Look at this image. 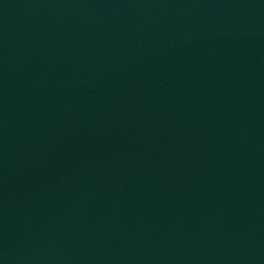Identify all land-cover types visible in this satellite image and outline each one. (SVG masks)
I'll return each instance as SVG.
<instances>
[{"label": "water", "instance_id": "water-1", "mask_svg": "<svg viewBox=\"0 0 264 264\" xmlns=\"http://www.w3.org/2000/svg\"><path fill=\"white\" fill-rule=\"evenodd\" d=\"M0 264H264V0H0Z\"/></svg>", "mask_w": 264, "mask_h": 264}]
</instances>
